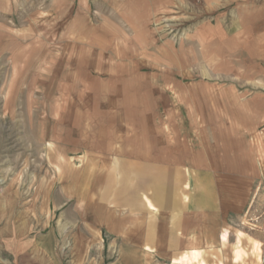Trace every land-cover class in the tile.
I'll use <instances>...</instances> for the list:
<instances>
[{
  "label": "rangeland",
  "instance_id": "obj_1",
  "mask_svg": "<svg viewBox=\"0 0 264 264\" xmlns=\"http://www.w3.org/2000/svg\"><path fill=\"white\" fill-rule=\"evenodd\" d=\"M118 109L204 147L264 112V0H0V264H118L85 208L103 165L53 145Z\"/></svg>",
  "mask_w": 264,
  "mask_h": 264
},
{
  "label": "crops",
  "instance_id": "obj_2",
  "mask_svg": "<svg viewBox=\"0 0 264 264\" xmlns=\"http://www.w3.org/2000/svg\"><path fill=\"white\" fill-rule=\"evenodd\" d=\"M122 114L118 125L53 142L57 163L72 164L77 154L103 165L85 208L91 223H118V264H264V129L256 128L264 112L249 109L245 123L228 119L206 147L166 124L156 131L154 120L144 132Z\"/></svg>",
  "mask_w": 264,
  "mask_h": 264
}]
</instances>
